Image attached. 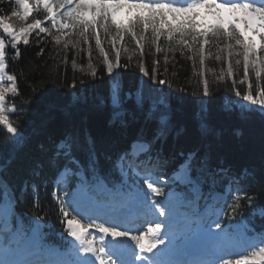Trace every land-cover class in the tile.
I'll use <instances>...</instances> for the list:
<instances>
[{
	"label": "snow or ice",
	"instance_id": "1",
	"mask_svg": "<svg viewBox=\"0 0 264 264\" xmlns=\"http://www.w3.org/2000/svg\"><path fill=\"white\" fill-rule=\"evenodd\" d=\"M14 3L17 7L10 10V15L0 14V29L11 38L9 46L17 57L20 56L19 45H29L33 30L53 35L57 43L61 40L60 35L42 27L40 19L26 23L18 30L10 22L12 18L27 22L41 4L47 10V19L53 29L75 30L86 42L89 37L94 38L109 78L107 96L73 95L63 110L107 108L110 110L107 125L112 130V138L130 139L128 148L102 152L97 137L82 123L79 127L66 129L50 145L38 144L40 158L32 162L30 176L39 177L47 171L54 184L61 177L67 181L59 186L62 195L53 193L70 238L66 251L45 242L41 218H34L28 225L16 221L12 212L15 189L5 174V166L0 165V264H215L214 257L227 245L229 233L225 232L219 217L212 219L210 212H200L195 201L201 199L202 185L207 178H211L207 181L210 185H215L214 177L221 175L229 184L240 185L238 191L247 192L249 183L256 182L258 174L247 168L233 172L224 167L222 161L214 164L208 152L196 149L169 151L170 139H178L184 131L182 121L187 100L179 94L161 97L156 85H164L165 80H157L155 72L149 76L143 66L141 75L149 78L146 89L138 84L135 90L122 94V83L114 82V70L122 67L121 50L116 45L127 35L143 53L142 40L150 33L149 50L155 44L159 53L162 51L159 41L164 36L168 42L191 48L203 64L204 46L210 41H234V45L227 44L228 56L233 55V47L241 49L236 55L242 56L244 76H248L251 68L259 81L264 77V55L261 54L264 53V0H58L57 3L53 0H35V3L33 0H14ZM101 34L110 39L115 63L102 45ZM255 35L260 36V53ZM177 36L179 39H175ZM43 51L41 48L40 53ZM91 51L89 45V54ZM6 59L5 39L0 38V82L4 80ZM240 63L237 59V66ZM89 67L92 77L98 78L95 68L91 64ZM232 70L229 62L228 73ZM7 81L10 82L7 86L0 83V125L12 137L6 162L11 165L26 138L21 126L14 125L6 115V94L18 92L17 77L7 75ZM252 88L253 84L249 82V91L242 98L252 106L242 108L241 115L257 111L264 118V88L260 89L259 99H254ZM212 95L205 79L203 96L196 99L198 109L195 113L203 134L210 129ZM236 97H240L239 92ZM132 145L141 147L142 156L131 152ZM146 163L167 168L170 174L161 173L163 179L141 176L138 170L146 171ZM259 175L264 179V172ZM29 187L35 203L41 185L26 180L21 190ZM164 187L169 191L165 192ZM101 191L106 194V199L97 201L94 194ZM173 197L182 206L191 207L195 218L178 212L171 205ZM241 199L252 210V215L264 218V203L260 202L264 199V187L255 196H236L230 206L231 217L239 214ZM138 208L143 209L145 220L133 228L128 217ZM89 209L90 217L104 222L81 223L77 216ZM177 216L183 217L182 231L173 227ZM213 224L219 231H213ZM231 224L229 220L228 225ZM193 254L196 258L189 259ZM235 264H264V246L252 251L250 256L237 258Z\"/></svg>",
	"mask_w": 264,
	"mask_h": 264
},
{
	"label": "trees",
	"instance_id": "2",
	"mask_svg": "<svg viewBox=\"0 0 264 264\" xmlns=\"http://www.w3.org/2000/svg\"><path fill=\"white\" fill-rule=\"evenodd\" d=\"M13 8H15L13 1L9 3L7 0H0L1 14L10 15V10ZM37 18L47 20V12L41 5L34 9L33 15L27 22L17 18H12L10 22L18 30L19 27L32 23ZM50 29L57 35V30L51 27ZM70 35L61 38L57 43L53 35L33 30L29 35V45L25 46L22 43L19 45V57L9 46L11 44L9 39L4 37L7 39L8 71L17 77L18 87L17 93L7 95L6 115L14 125L21 126L26 142L23 143L15 161L7 165L12 137L0 125V165L5 166V174L15 189V201L12 203L15 218L20 219L25 225L32 223L36 217L49 220L56 227L55 237L58 232L64 234L66 230L63 225L64 218L60 215L58 205L51 193L54 183L47 171L39 177H32L29 173L32 162L40 158L38 144L44 142L50 145L66 129L79 127L82 123L97 137L98 147L102 152L128 148L130 139L129 137L112 138V130L107 125L110 112L107 108L63 110L73 95L107 96L109 87L103 55L95 46L93 37H89V41L86 42L76 33ZM37 36L40 37L39 40ZM125 40L129 45H136L127 35ZM77 41H79L78 46ZM142 43L145 45L143 53L136 45L135 58L121 57L122 67L115 72L114 82L122 83V94L135 90L138 84L146 89L149 78L142 77L141 66L147 69L149 76L155 72L157 80H165L164 85H156L160 89L161 97L179 94L185 96L187 100L182 121L184 131L178 139H170L169 151L196 149L210 153L214 164L222 161L224 167L233 172L245 168L254 169L258 174L257 181L249 183L247 192H242L241 197L257 195L264 187V179L259 175L264 172V118H261L257 111L245 112L242 116L241 107L236 103L239 99L236 93L239 92L240 97L243 98L248 93V83L251 82L252 92L258 95L260 89L264 88V77L257 81L251 68L248 76L245 77L243 61L239 59L241 63L237 66L235 56L217 59V62L212 57H207L203 64L208 66L205 69L201 68L199 56L194 55L191 48L180 47L174 41L168 42L164 36L159 41L162 49L159 53L155 50V44H152L149 50L150 33L145 34ZM189 44H192L191 40ZM89 45L92 49L90 54ZM209 46L215 48L210 43L204 46V52ZM41 48L44 49L43 54L40 53ZM257 51L260 53V45ZM229 62L232 63L231 74L225 71ZM89 64L95 68L98 78L92 77V68ZM209 65L213 66L215 71H223L226 74L219 79L214 75L216 73L213 70V72L208 70ZM205 79L208 80L210 93L213 94L211 124L207 134L200 131L195 116L198 109L196 99L203 96ZM53 105L55 107L50 108ZM41 129L44 131L41 132ZM157 169L160 173L170 174L167 168ZM210 179L207 178L203 184L206 196L217 189H222L228 183V180L221 175L214 177L215 185L207 182ZM26 180L41 185L40 195L35 203L30 187L21 190ZM232 185L237 189L240 187L238 184ZM260 202L264 203V199ZM240 204L239 212L264 232V218L252 215V210L245 206L246 202L243 199L240 200ZM229 210L231 211V208Z\"/></svg>",
	"mask_w": 264,
	"mask_h": 264
},
{
	"label": "rangeland",
	"instance_id": "3",
	"mask_svg": "<svg viewBox=\"0 0 264 264\" xmlns=\"http://www.w3.org/2000/svg\"><path fill=\"white\" fill-rule=\"evenodd\" d=\"M53 2L54 3H57L58 2V0H53ZM67 7V6H66ZM61 11H63V9H61ZM59 18V17H58ZM42 27H45V28H48V27H46L45 26V24L44 23H42ZM2 30V29H1ZM54 30H57V35H60L61 36V38H65L67 35H68V37H70L71 35L70 34H73V33H76L75 32V30H69V29H64L63 31H60L58 28L57 29H54ZM3 31V30H2ZM68 31V32H67ZM70 31V32H69ZM114 34V33H113ZM144 38H145V36H144ZM143 38V39H144ZM255 40H256V43H257V50H258V48H259V45H260V36L259 35H255ZM94 39V38H93ZM101 40H102V45L104 46V48H105V51L108 53V56H109V58L112 60V62L113 63H115V51H114V49L112 48V45H111V43H110V39H106L105 37H104V35L103 34H101ZM210 43H211V46H215V48L214 47H208L209 49L208 50H206L205 52H204V60H205V58H207V57H212L213 59H214V61L215 62H217V59H227V58H229V56H228V51H229V49H228V47H227V44L228 43H232L233 45H234V41H223V40H221V41H216V42H212V41H210ZM134 45H129V43L128 42H126V40H124V41H122V42H117V45H116V47H118V48H120V50H121V57H127V58H130V57H133V58H135V55H136V51H137V49H136V45L133 47ZM98 49V48H97ZM99 50V49H98ZM231 51L233 52V55L231 56V57H233V56H235L237 59H241L242 61H243V59H242V56H237L236 55V53H238V52H240L241 51V49H239V48H235V47H233L232 49H231ZM217 57H219V58H217ZM208 65H204V64H201V68H206ZM213 66H214V64H213ZM213 66H210L209 65V67L208 68H210V69H208V70H210V71H214L216 74H214L215 76H217L219 79H221V77L223 76V75H225L226 74V72H228V69H225V71L226 72H223V71H215L214 70V67ZM117 70H114V72H116ZM212 71V72H213ZM7 75H9L8 73H7V71H6V69H5V73H4V80L2 81V82H0V83H3L5 86H7L8 84H10V82L9 81H7ZM117 83V82H116ZM8 95V93L6 94V96ZM253 96H254V99H259L260 98V93H258V95H256V94H254L253 93ZM7 98V97H6ZM236 103L241 107V109L242 108H247V107H251L252 105H251V102H244L243 100H242V98L241 97H239V99L238 100H236ZM142 151V149H141V147L139 146V145H135V153H140ZM142 176V175H141ZM153 178H157V179H163V177H161V176H157V177H153ZM168 192V191H167ZM236 193V192H235ZM61 195H62V193H61ZM218 199H219V203L221 204V206H222V204L225 202L223 199H224V197L223 196H221V195H219L218 196ZM176 202H178L177 201V199H176ZM176 202H175V198H174V201H173V203L171 204L172 206H174L175 207V204H176ZM179 203V202H178ZM196 204H197V206H198V202L196 201L195 202ZM220 204L218 205V206H216L215 208H213L212 209V212H213V210H214V213L216 214L217 212H222V214L224 215V218L227 220V222L229 221V220H231L232 221V224L229 226L228 224L227 225H224V226H222L224 229H225V232L226 233H229V238H233V236L235 235V234H238L239 233V229H241V235L242 234H244V231L246 230V223H245V221H244V218L243 217H239V215L240 214H237L235 217H231V215H230V213H229V211H223V209L221 208V206H220ZM211 207L212 206H209V207H207V211L208 212H211ZM203 212H205V211H203ZM202 212V213H203ZM73 214L74 215H76V213L75 212H73ZM191 217H193L194 218V215H190ZM78 217V216H77ZM211 218L212 219H214V216H211ZM41 223H42V226L43 227H47V226H51L50 224H46L44 221H41ZM195 223L193 224V227L195 228ZM230 227H233V229L231 230V228ZM179 228V230H182V227H178ZM212 228H213V231H219V230H217L216 228H215V225L213 224V226H212ZM230 232H232V233H230ZM254 239H255V241L256 242H259L260 240H262L260 237H254ZM259 244V246H258V248L259 247H261V246H264V240H262V242L261 243H258ZM237 249H239V246L238 247H236ZM257 248V249H258ZM256 249V250H257ZM253 251H255V250H253ZM229 252H231V256H237V253H238V251H235V250H229ZM251 252L252 251H250L249 253H248V256H250V254H251ZM233 258H231V262H233L234 260H232Z\"/></svg>",
	"mask_w": 264,
	"mask_h": 264
},
{
	"label": "bare ground",
	"instance_id": "4",
	"mask_svg": "<svg viewBox=\"0 0 264 264\" xmlns=\"http://www.w3.org/2000/svg\"><path fill=\"white\" fill-rule=\"evenodd\" d=\"M174 198H175V197L172 198V200H171V204L173 203ZM173 207H174V206H173ZM175 208H178V207L175 205ZM230 251H231V250H230ZM230 254H231V252H229V250H228V255H230Z\"/></svg>",
	"mask_w": 264,
	"mask_h": 264
}]
</instances>
